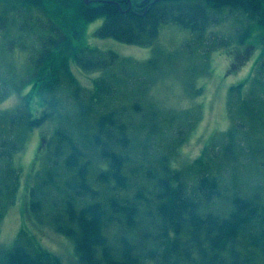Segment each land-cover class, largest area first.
<instances>
[{
	"label": "trees",
	"instance_id": "obj_1",
	"mask_svg": "<svg viewBox=\"0 0 264 264\" xmlns=\"http://www.w3.org/2000/svg\"><path fill=\"white\" fill-rule=\"evenodd\" d=\"M98 17L95 36L153 45L151 56L85 43L81 32ZM228 17L241 25L219 43L253 37L258 57L227 92V128L174 165L200 110L159 108L148 97L159 73H139L158 68L152 42L161 25L196 39ZM0 37V103L18 96L0 108V225L21 182L13 159L31 131L49 124L28 209L72 240L80 264H264V0H0ZM16 51L26 54L22 69ZM72 64L101 72L87 88ZM162 143L168 150L155 155ZM0 264L62 262L21 228L0 249Z\"/></svg>",
	"mask_w": 264,
	"mask_h": 264
},
{
	"label": "rangeland",
	"instance_id": "obj_2",
	"mask_svg": "<svg viewBox=\"0 0 264 264\" xmlns=\"http://www.w3.org/2000/svg\"><path fill=\"white\" fill-rule=\"evenodd\" d=\"M232 18L228 17L220 24L210 25L204 35L196 39L187 28L174 23L161 25L152 42L160 52L156 53L158 68L151 70L147 66L146 70L139 73L142 79L151 75L156 77L159 73L148 91V97L159 108L183 110L193 106L200 110V119L171 159L174 165L183 166L191 161L214 133L227 128L230 123L227 92L232 85L244 82L248 78L258 57L260 45L252 39L253 37L244 43H219L224 38L233 36L235 27L241 25V19ZM102 22L103 18L98 17L86 25V29L81 32L85 43L102 50H112L119 57H130L138 61H145L151 56L153 45L141 46L110 37L95 36L93 32ZM13 60L19 69H22L26 65V54L16 51L13 53ZM71 68L79 82L87 88L91 86L92 78L101 72L85 71L75 64H72ZM197 87H202V92L198 96H193L191 93ZM17 100V95H11L0 103V108L12 107ZM31 109L33 115L38 114V107L32 104ZM51 131L49 124L31 131L25 148L13 159L14 164L21 169L22 176L17 199L9 206L1 221L0 249L9 247L18 230L24 228L34 233L44 248L58 255L62 264H80L72 240L57 232L47 222L36 220L28 209L27 189L35 173L33 170L38 166L34 160L41 143L40 139L47 138ZM167 150V144L162 143L160 149L155 151V155L165 153Z\"/></svg>",
	"mask_w": 264,
	"mask_h": 264
},
{
	"label": "water",
	"instance_id": "obj_3",
	"mask_svg": "<svg viewBox=\"0 0 264 264\" xmlns=\"http://www.w3.org/2000/svg\"><path fill=\"white\" fill-rule=\"evenodd\" d=\"M87 2V0H85Z\"/></svg>",
	"mask_w": 264,
	"mask_h": 264
}]
</instances>
